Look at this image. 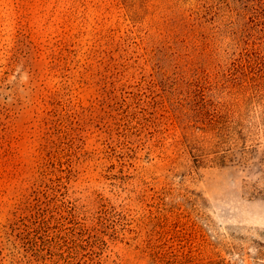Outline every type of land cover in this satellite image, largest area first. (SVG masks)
Masks as SVG:
<instances>
[{"label": "rangeland", "instance_id": "rangeland-1", "mask_svg": "<svg viewBox=\"0 0 264 264\" xmlns=\"http://www.w3.org/2000/svg\"><path fill=\"white\" fill-rule=\"evenodd\" d=\"M0 264H264V0H0Z\"/></svg>", "mask_w": 264, "mask_h": 264}]
</instances>
